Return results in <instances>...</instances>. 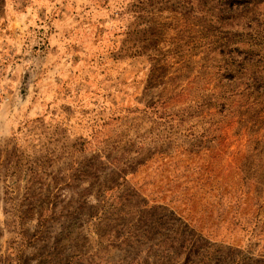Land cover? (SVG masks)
Wrapping results in <instances>:
<instances>
[{"label": "rangeland", "instance_id": "1", "mask_svg": "<svg viewBox=\"0 0 264 264\" xmlns=\"http://www.w3.org/2000/svg\"><path fill=\"white\" fill-rule=\"evenodd\" d=\"M0 0V264H264V0Z\"/></svg>", "mask_w": 264, "mask_h": 264}, {"label": "trees", "instance_id": "2", "mask_svg": "<svg viewBox=\"0 0 264 264\" xmlns=\"http://www.w3.org/2000/svg\"><path fill=\"white\" fill-rule=\"evenodd\" d=\"M255 0H227L228 7L231 10L230 12L234 11L236 8L238 9L240 4H249L251 2H254ZM227 7V8H228Z\"/></svg>", "mask_w": 264, "mask_h": 264}]
</instances>
